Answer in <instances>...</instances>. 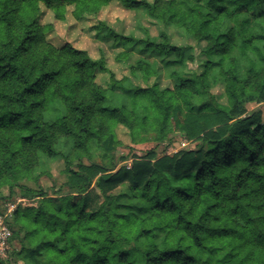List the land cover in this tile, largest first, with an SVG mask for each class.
<instances>
[{"label": "trees", "instance_id": "trees-1", "mask_svg": "<svg viewBox=\"0 0 264 264\" xmlns=\"http://www.w3.org/2000/svg\"><path fill=\"white\" fill-rule=\"evenodd\" d=\"M112 1L0 0V190L8 186L40 201L16 211L17 234L24 227L21 220L52 230L62 226L65 237L75 229L77 237L63 248L52 240L38 247L67 255V264H136L139 249L133 238L153 233L141 225L187 206L175 219L183 232L195 236L196 248L186 252L181 242L191 245L177 234L151 260L209 264L200 255L206 248L219 264H264V119L261 111L245 110L250 103L264 104V0H118L166 30L139 40L102 22L95 28L98 35L160 58L173 87H141L124 78L106 89L96 80L104 61H94L70 44H52L47 35L53 26L41 23L40 7L58 21H65L72 8L80 20L98 15ZM170 27L202 44L207 58L202 73L185 72L194 48L175 44ZM130 71L144 80L161 73L158 63L147 58L131 64ZM218 83L225 86L227 106L212 93ZM54 84L63 87L52 91ZM67 90L72 95H65ZM129 105L140 113L132 112L140 117L137 121L125 115ZM120 125L137 144L180 136L197 145L162 157L150 150L131 169L114 172L96 163L93 151L99 146L109 153L120 146ZM204 127L209 131L201 136ZM13 134L20 145L16 151L7 143ZM53 160L64 162L62 184L48 167ZM44 176L53 183L52 195L40 186ZM95 187L100 201L92 205L89 195ZM76 196L82 197L79 202Z\"/></svg>", "mask_w": 264, "mask_h": 264}, {"label": "rangeland", "instance_id": "rangeland-1", "mask_svg": "<svg viewBox=\"0 0 264 264\" xmlns=\"http://www.w3.org/2000/svg\"><path fill=\"white\" fill-rule=\"evenodd\" d=\"M146 1L149 2V0ZM71 12L72 8L69 9L65 21H58L54 14L42 5L40 7V21L42 24L53 26L52 31L47 35V39L55 46L63 47L70 44L76 49L86 51L94 61H104L105 69L96 71V80L99 85L109 89L112 88L114 80L120 81L124 78H131L135 85L141 87H150L155 84L162 88L173 87V81L167 77V71L160 63V58L142 53L139 47L130 48L125 43L103 39L98 35V30L95 29L104 22L124 36L144 40L148 37L157 38L160 33L165 31L166 28L162 24L149 19L143 12L126 8L118 0H113L98 15L85 16L80 20H76ZM167 32L178 46L191 45L194 48L192 52L194 59L186 63L185 72L197 75L202 73L203 64L207 61L206 56L201 52L202 44L196 43L183 31L176 28H167ZM125 52H129L127 59H119V56ZM139 58H147L152 62H157L161 70L160 75L152 76L149 80L133 78L130 65L135 64ZM212 93L217 96L222 105H228L223 84L214 85ZM245 110L247 114L253 111H261L264 119V104L250 103L245 105ZM116 134L121 145L116 146L112 152L106 153L99 146H95L93 151V160L98 164L114 168V172L123 167L131 169L134 162L141 161L150 150H153L157 157H162L173 155L182 149H193L197 145V143L189 142L180 136H173L172 140L161 144L151 139L137 144L133 142L129 129L122 125L117 127ZM85 164L89 165V161H86ZM48 167L58 183L62 184L65 179L62 174L65 168L64 162L53 160ZM30 186L35 187L36 185L31 182ZM40 186L48 195L53 194V183L48 177H42ZM120 191L121 188H118L112 193L117 194ZM98 194V189L93 188L89 195L92 205L100 201ZM0 195L2 196L0 198V264H28L30 259H35L38 250L29 249L22 244V238L17 234L14 217L17 210L37 207L40 201L39 199L24 198L17 190L13 191L8 186L1 188ZM81 198V196H76L74 201L79 202Z\"/></svg>", "mask_w": 264, "mask_h": 264}, {"label": "clouds", "instance_id": "clouds-1", "mask_svg": "<svg viewBox=\"0 0 264 264\" xmlns=\"http://www.w3.org/2000/svg\"><path fill=\"white\" fill-rule=\"evenodd\" d=\"M149 2L154 3V0H149ZM237 18L240 19L242 17H237ZM261 24H264V20L261 21ZM42 70H47V69L42 68ZM57 87H63V85L54 84L52 87V91H56ZM65 95H72V93L69 92V90H67L65 92ZM123 111L125 115L128 116L129 121H137L138 119H140L139 116L132 115V112L133 111L137 112V110L133 108L131 105H129V109ZM76 130L79 131L78 128ZM213 130L216 129L214 128ZM93 131H97V129L93 128ZM208 131L209 128L204 127V131L200 133V135L204 136L208 133ZM65 139H70V138L65 137ZM7 143L11 146L12 151H16L17 149H20V145L17 142V137L15 134H13L12 138L9 141H7ZM56 143H58V141H56ZM3 151L4 149L2 148V146H0V152ZM21 151L23 150L21 149ZM33 153L34 156L39 155L38 150L34 149ZM8 155H10V153H8ZM5 158H7V156H5ZM10 162L14 163V161H10ZM46 211L51 212L54 211V209L48 208ZM186 211H187V206H184L175 215H183ZM33 215H35V213H33ZM175 215L161 216L159 220L147 222L141 225L143 227H152L153 233L149 236H141L139 239L133 238L132 244L139 249V251L136 253V256L134 257V259H136V264H157V261L151 260V257H158L160 255V248L167 246L170 241L174 240L177 237V234L183 235L184 240L188 242V245H191V247L189 248L186 245H184L183 242H181L179 246L185 247L186 252L196 248L195 236L190 234L189 232H183L182 225L180 227L177 226ZM19 223L24 225V227L21 228L19 232V236L22 238L23 241L22 244L27 246V248L29 249L38 250V254L35 256V259H30L28 261V264H67L68 261L67 255H60L55 248H50V247L40 248L38 246L43 244V242L45 241L52 240L53 242L58 243V247L63 248L65 244H71L73 242L72 238L77 237L78 233L75 229L71 232L70 237H65L64 235H62L63 232L62 226L56 227L55 230H52L50 227L44 226L43 224L32 223L30 220H21L19 221ZM240 224H243V221H240ZM157 226L159 229L162 228L163 231H159ZM34 229L38 230L36 231V234L34 236L25 235L27 232H30ZM122 231L128 232V229L124 227ZM197 235H201V234L198 233ZM206 243L207 241L205 240L203 242V245H201V248H204V244ZM39 253H42V255H40ZM200 255L202 257V260H206L207 262H209V264H219L217 256L215 254H209L206 248H204V250L200 252ZM242 256L243 253L241 254V258ZM237 264H239V260L237 261Z\"/></svg>", "mask_w": 264, "mask_h": 264}, {"label": "built area", "instance_id": "built-area-1", "mask_svg": "<svg viewBox=\"0 0 264 264\" xmlns=\"http://www.w3.org/2000/svg\"><path fill=\"white\" fill-rule=\"evenodd\" d=\"M128 169H130V168H128Z\"/></svg>", "mask_w": 264, "mask_h": 264}]
</instances>
